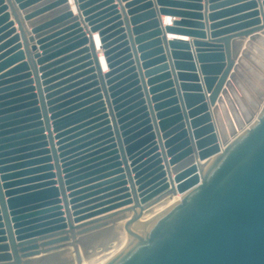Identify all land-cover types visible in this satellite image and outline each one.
<instances>
[{
	"label": "water",
	"instance_id": "95a60500",
	"mask_svg": "<svg viewBox=\"0 0 264 264\" xmlns=\"http://www.w3.org/2000/svg\"><path fill=\"white\" fill-rule=\"evenodd\" d=\"M119 222L101 264H264V0H0V264Z\"/></svg>",
	"mask_w": 264,
	"mask_h": 264
},
{
	"label": "bare ground",
	"instance_id": "6f19581e",
	"mask_svg": "<svg viewBox=\"0 0 264 264\" xmlns=\"http://www.w3.org/2000/svg\"><path fill=\"white\" fill-rule=\"evenodd\" d=\"M171 19L172 18H170L168 16H164L163 23L164 24L170 23ZM169 37H172V36H169ZM184 39H186V38H184ZM99 55H100V53H99ZM179 197H180V195H178V194L165 197L164 199L160 200L159 202L153 204L152 206H150L149 208L144 210L142 215L140 216L139 220L140 221H146L147 219L151 218L153 215L162 211L165 207H167L173 201L177 200ZM120 223L121 222H119L118 225L109 234H106L105 236H100L97 238L98 243L101 240L105 239L107 241V243L112 241V242H115L117 244L110 249H107L109 247V246H107L104 249L105 251L102 252V254L98 255L97 257L91 258V259L89 258L88 260L85 259L84 261L81 262V264H101L102 262H104L105 260L110 258L112 255H114L117 251H119V249L122 247V245L124 244L125 239H126L125 232L122 229ZM121 233H122V236H121Z\"/></svg>",
	"mask_w": 264,
	"mask_h": 264
},
{
	"label": "rangeland",
	"instance_id": "374dc122",
	"mask_svg": "<svg viewBox=\"0 0 264 264\" xmlns=\"http://www.w3.org/2000/svg\"><path fill=\"white\" fill-rule=\"evenodd\" d=\"M121 236H122V233H121ZM99 244H106L107 246H109L107 249H110L113 246H115L117 243L112 242V241L107 243V241L105 239L101 240L99 243L97 242V239L95 240V242L94 241H92V243L90 242L88 245H91L92 247H89L87 249V255L89 256L90 259L97 257L98 255L102 254V252L105 251L101 248V245H99ZM89 258H86V260H88ZM84 260H85V258L82 256V261H84ZM74 264H76V263H74Z\"/></svg>",
	"mask_w": 264,
	"mask_h": 264
},
{
	"label": "crops",
	"instance_id": "0c3cea01",
	"mask_svg": "<svg viewBox=\"0 0 264 264\" xmlns=\"http://www.w3.org/2000/svg\"><path fill=\"white\" fill-rule=\"evenodd\" d=\"M164 18V17H163ZM163 18H162V20H163Z\"/></svg>",
	"mask_w": 264,
	"mask_h": 264
}]
</instances>
